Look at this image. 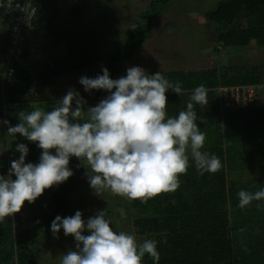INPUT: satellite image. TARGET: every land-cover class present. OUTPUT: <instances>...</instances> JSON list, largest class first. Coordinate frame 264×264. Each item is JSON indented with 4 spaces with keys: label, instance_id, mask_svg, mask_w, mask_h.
I'll return each instance as SVG.
<instances>
[{
    "label": "trees",
    "instance_id": "16d2710c",
    "mask_svg": "<svg viewBox=\"0 0 264 264\" xmlns=\"http://www.w3.org/2000/svg\"><path fill=\"white\" fill-rule=\"evenodd\" d=\"M163 1L165 4L168 0ZM51 2L54 1H40L39 14L33 28L28 31L35 32L41 39L37 38L40 44L37 52L44 55L42 67L30 61L35 50L26 49L21 60L15 62L12 76L7 75L4 84L0 80V96L5 103L4 106L2 101L0 105V136L2 148L8 147L10 152L9 160L0 158V175L5 177L8 176L11 162L21 155L16 145H27L29 152L25 163H39L42 149L20 134L8 136L7 124L3 121H9L12 126L19 124V113L36 110L35 105L40 102L45 106L41 103L39 108L53 110L62 98L56 93V97L51 96L46 102L40 96L57 89V79L98 62L101 46L96 32L80 28V16H77L82 10H95L97 0H72V3L78 4L72 9V25L63 22L56 10L49 15L44 14ZM158 2L161 4V0ZM153 3L150 12L141 15L143 21L150 22L154 16L160 15ZM205 18L218 27L214 47L217 53L219 45L223 51L246 48L252 41L264 46V0H222L215 10L205 14ZM148 26L143 30H131L128 48H119L106 57L105 68L112 79L122 77V64L131 60L138 46L143 44ZM59 48L62 49L61 54L53 59H45L46 55L50 56L51 50L54 52ZM261 69L255 67L248 71L239 65L161 73L172 83L181 82L183 89L182 95L171 89L166 93L170 118L178 117L181 110H186L196 87L201 84L205 86L208 105L201 108L194 104L198 116L196 123L206 134L201 150L215 154L221 168L216 173L205 172L201 175L189 152L187 174L179 177L176 192L159 195L146 204L140 200L125 199V203H120L123 206H117L116 212L113 210L114 213L126 212L135 237L157 241L159 264H264V200L253 201L245 209L238 206L239 190L254 193L264 188V78ZM37 87L40 89L37 90ZM244 87L255 89L254 100L248 105H231L224 100L221 89ZM107 94L103 89L85 91L82 86L80 97L86 101L84 110L98 105ZM75 107L74 100L73 109ZM85 166L76 157H71L69 168L73 175L53 186L57 190L52 192L51 203L31 209L34 230L20 232L16 228V223L25 219L24 208L0 222V264H41L39 235L48 233L56 236L51 230L52 221L69 211L70 194L83 181ZM249 168H256L258 172L249 174ZM48 191H52V188L44 193ZM258 204L260 207H257ZM143 264H154V261L146 254Z\"/></svg>",
    "mask_w": 264,
    "mask_h": 264
},
{
    "label": "clouds",
    "instance_id": "9594fccd",
    "mask_svg": "<svg viewBox=\"0 0 264 264\" xmlns=\"http://www.w3.org/2000/svg\"><path fill=\"white\" fill-rule=\"evenodd\" d=\"M26 49L32 51L26 44L23 54ZM23 54L13 60L12 70ZM6 56L3 49L1 84L8 73H13L4 71ZM79 83L85 91L103 89L110 94L85 111L86 101L70 90L51 111L20 112L21 122L15 126L3 121L8 125V135H22L37 143L42 153L39 163H25L29 149L23 143L16 145L19 159L11 162L7 177L0 175V222L19 213L25 202L35 203L45 190L67 181L73 175L69 168L73 156L88 168L86 174L96 194L110 191L145 204L178 190L179 177L187 174L190 157L201 175L221 168L215 154L201 150L206 134L196 123L194 104L203 108L209 103L203 84L193 90L186 110L170 118L166 93L171 89L182 95L183 89L181 82L172 83L160 72L149 75L134 66L127 69L125 77L112 79L109 70L103 68L102 75L81 77ZM238 198V206L245 209L253 201L264 200V188L254 193L241 189ZM110 224L105 211L86 223L80 211L66 218L57 216L51 224L53 234L58 235L63 229L66 236H74L76 241L75 250L62 254L60 264H143L146 254L159 264L157 241L146 239L138 243L134 234L117 233ZM86 230L89 235L83 234Z\"/></svg>",
    "mask_w": 264,
    "mask_h": 264
},
{
    "label": "rangeland",
    "instance_id": "374dc122",
    "mask_svg": "<svg viewBox=\"0 0 264 264\" xmlns=\"http://www.w3.org/2000/svg\"><path fill=\"white\" fill-rule=\"evenodd\" d=\"M52 1L54 2L49 3L48 9L45 8L44 14L49 15L56 10L63 22L72 25L74 23V17L71 14L72 9L76 8L78 4L72 3V0ZM221 1L168 0L163 4L164 1L161 0L160 4L158 0H97L94 4L95 10L85 9L77 14V16H80L78 17L80 20L78 26L80 28L83 27L85 30L96 32L97 41L101 46L97 64L57 79L56 85L58 88L50 91L49 94H42L40 97L47 102L51 96L53 98L56 97V93L63 98L70 90H75L80 95L83 86L79 83L80 78L103 74L106 57L112 55L119 48L127 49L131 30L138 28L143 30L146 25H149V29H147L148 33L144 38L143 44L138 46L131 60L122 64V77L127 75L129 67L134 66L143 68L146 73L155 74L157 72H191L240 65V67H244L248 71H252V68L255 67L258 69L262 67L261 71L264 78V46L259 45L256 41H252L243 49L229 48L223 51V48L221 49V45H219L218 53L214 51L218 27L209 23L205 18V14L215 10ZM152 3L155 4L154 8L160 11V15L156 17L150 16L151 18L153 17L150 22L147 20L143 21L141 15L143 12H150ZM83 4L84 8L85 3ZM85 21H87L86 25L84 24ZM26 37V44L33 51L35 50L30 61L35 66L41 65L40 67H42L41 60H43L44 55L39 51L40 54L37 52L40 45L37 42L41 39L33 31L27 33ZM61 53V48L54 52L51 50L50 56L46 55L45 59L50 57L53 59ZM39 89L37 87V90ZM109 94L104 96V99ZM3 99L0 96V105ZM41 103L43 102H40L39 105ZM3 104L5 106L4 101ZM43 104L45 106V103ZM39 105H35V109L47 111L42 107L39 108ZM2 146V137L0 136V158ZM249 169L251 170L249 174L252 173L253 175L258 172L256 168ZM88 171L85 166L83 181L70 194L68 201L69 211L61 214L60 217L74 216L77 211H80L86 223L90 217H94L100 211H105L106 219L111 221L110 226L114 231L132 234L133 227L130 225L126 212H113V210L116 212L117 206H123L120 203H125V198L113 195L110 191H104L99 195L96 194L90 186L86 174ZM243 177L245 176L243 175ZM56 190L57 187H52V191L44 193L37 198L35 203L28 204L25 202L23 206L25 219L16 223L18 231L34 230V224L30 217L31 209L35 206L51 203L50 197L52 192ZM83 234L89 235L90 233L86 230ZM39 240L41 264H60L62 254H66L69 250H75L76 248L74 236H66L63 229L56 236L48 233L40 234ZM136 240L138 243L144 241L139 237H136Z\"/></svg>",
    "mask_w": 264,
    "mask_h": 264
},
{
    "label": "built area",
    "instance_id": "2783aa9c",
    "mask_svg": "<svg viewBox=\"0 0 264 264\" xmlns=\"http://www.w3.org/2000/svg\"><path fill=\"white\" fill-rule=\"evenodd\" d=\"M41 0H0V53L6 52L5 73L13 71L12 62L18 59L25 49L28 31L33 28V22L39 14ZM10 75V73H8ZM224 100L231 104L248 105L254 100L253 87L221 89ZM9 148L1 150V157L9 160Z\"/></svg>",
    "mask_w": 264,
    "mask_h": 264
}]
</instances>
